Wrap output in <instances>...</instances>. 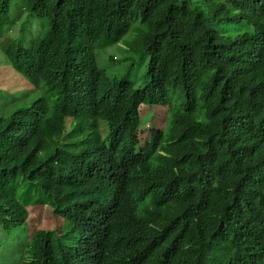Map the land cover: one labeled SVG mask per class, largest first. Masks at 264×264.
Segmentation results:
<instances>
[{
	"label": "trees",
	"instance_id": "trees-1",
	"mask_svg": "<svg viewBox=\"0 0 264 264\" xmlns=\"http://www.w3.org/2000/svg\"><path fill=\"white\" fill-rule=\"evenodd\" d=\"M9 1L0 0V37ZM186 1L195 28L179 42L165 39L170 10ZM23 4L49 20L50 34L27 48L9 39L4 56L45 92L0 121V215L11 208L26 217V205L49 204L70 220L72 238L81 221L96 226L72 246L39 233L25 264H264V0ZM134 18L149 56L138 88L108 77L93 52L118 43ZM155 105H168L165 127L156 145L141 146L140 109ZM68 114L93 119L77 141L83 174L65 173L58 155L38 160L45 134Z\"/></svg>",
	"mask_w": 264,
	"mask_h": 264
},
{
	"label": "rangeland",
	"instance_id": "rangeland-1",
	"mask_svg": "<svg viewBox=\"0 0 264 264\" xmlns=\"http://www.w3.org/2000/svg\"><path fill=\"white\" fill-rule=\"evenodd\" d=\"M7 18L8 23L1 30L0 37V114H4L0 116L5 117L19 108L30 106L45 92L41 87L35 88L8 65L4 52L11 42L9 39H16L22 46L29 47L32 41L39 35L45 34L48 28L46 18L32 16L27 10H24L23 0L9 1ZM139 23V19L134 18L129 31L118 43L108 46H100L98 43L93 49L98 67L108 77L117 80H130L133 82L134 88H138L143 83L149 60L148 54H143L140 44L136 43L137 39H140ZM167 23L169 30L164 34V37L176 41L182 37H189L191 30L195 28L189 3L186 1L181 7L172 8L168 14ZM221 29L224 28L221 26ZM225 34L234 35L229 31ZM9 74H13L15 77ZM144 107L146 106H142L140 109L142 127L138 130L137 139L141 146L147 139L156 145L161 137L162 128L166 124V107L149 109ZM69 123L67 126L66 119V130L69 129ZM99 132L103 138L108 136V129L102 122H100ZM49 153L51 152L46 149L41 153V158ZM39 217L49 222L44 212H41ZM26 224L7 231L0 227V264H17L23 252L30 245L31 237L29 235L32 227L26 226ZM56 229L60 230L59 227ZM56 236L66 245L71 244L72 236L67 233L65 228ZM13 245L17 247L14 248Z\"/></svg>",
	"mask_w": 264,
	"mask_h": 264
},
{
	"label": "clouds",
	"instance_id": "clouds-1",
	"mask_svg": "<svg viewBox=\"0 0 264 264\" xmlns=\"http://www.w3.org/2000/svg\"><path fill=\"white\" fill-rule=\"evenodd\" d=\"M24 8H25V6H24ZM32 16L37 17L36 15H32ZM39 18H41V17H39ZM192 20H193V18H192ZM47 24H48V28H47L46 33L39 35V36H41V38H44L46 35L50 34V28L51 27H50V22L48 19H47ZM167 25H168V23H167ZM234 29H237L240 33L247 31V34H252L254 32V29L252 28L250 30V28L248 26H245L244 28H242L244 30L243 32L241 31L239 26L235 27ZM168 30L169 29L167 28V32H168ZM223 30H225V29H223ZM225 31H227V30H225ZM190 35H191V33H190ZM226 36L230 37V38H234L233 35H226ZM164 38L166 39V37H164ZM185 38H188V37H182L179 41H181ZM171 40H174V39H171ZM174 41H176V40H174ZM179 41H176V42H179ZM25 48H27V47H25ZM9 75H11L12 77H15V75H13V74H9ZM31 85H33V84H31ZM54 99H55V97H52L53 102H54ZM167 106L168 105H155L152 107H166V112H167ZM152 107H144V108L149 109ZM24 108H27V107H23V108H19V109H24ZM16 112L17 111H15V112L13 111L12 113H10L6 117L0 116V121H4L8 117L12 118L16 114ZM150 113H152V112H150ZM0 115H4V114H0ZM167 117H168V113H167ZM140 118H141V116H140ZM66 119H67V126H68V122H70L68 130H66ZM100 122L101 121L96 122L97 123V131H98L100 137L105 140V138H103L99 132ZM92 123H93V119H91L89 116H76V115H71V114L62 116L60 121H58L55 124L56 127L53 129V131H51L50 135L45 134V137H44L43 143H42L43 146L38 153L39 162L42 165L47 164L50 161L49 160L50 156L58 155L63 160L62 167L65 170L64 171L65 173H70L71 175L83 174L84 171H83L82 165H84V163H83L84 158H83V154L81 153V147L77 143V141L84 138V136L88 132L91 131L90 126ZM141 123H142V120H141ZM10 127L12 130L17 131V129L15 130V128L13 126H10ZM29 128L27 129V131L29 130ZM6 141H7L6 139L0 138V145H6L7 144ZM46 149H47V151H49L51 153L46 155L44 158H41V153L44 152ZM18 178H20V182L22 184L21 188L27 192L28 197H29L31 192L25 188V185H28V183L26 184V182H24V181H27L26 179H28V178L26 176H23V175H20ZM33 188H34V190L32 192V195H35V194L38 195L39 191L36 189V187L33 186ZM28 207H30L31 209H29ZM25 209L27 211L26 217L19 216V214L16 213V210L11 209V208H7L6 212H4L3 214L0 215V227L5 231L10 230L12 228H15L17 226L24 225L26 223H27L26 226L32 227V231L29 235L31 237L30 238V245L23 252L22 257L19 259L17 264H25L31 260L30 259V248H31L32 244L34 243V241L38 240V234L39 233H41V232H54L55 234L58 235L62 232V230L64 228L67 230V227L69 228V225L71 224L70 220H65L61 216L56 214L54 212V209L49 204H36V205L28 204L25 206ZM41 212H44L46 214V217L49 219V222H46L44 219L39 217ZM57 227H59L60 230H57L56 229ZM95 227L96 226L94 224H90L89 222H86V221H83V222L81 221L79 224L78 230L76 231V233L74 234V237L72 238L71 244H69L68 246H72L74 244V241H75L74 238L75 237L88 240L90 238V236H92V232L95 229ZM60 243L65 244L61 241H60ZM13 247L16 248L17 246L13 245Z\"/></svg>",
	"mask_w": 264,
	"mask_h": 264
}]
</instances>
